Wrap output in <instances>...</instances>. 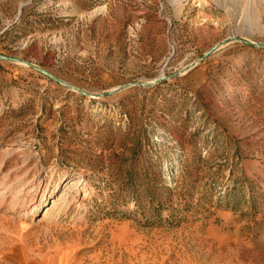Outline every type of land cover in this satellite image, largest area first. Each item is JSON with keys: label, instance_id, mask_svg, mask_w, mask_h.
Wrapping results in <instances>:
<instances>
[{"label": "rangeland", "instance_id": "1", "mask_svg": "<svg viewBox=\"0 0 264 264\" xmlns=\"http://www.w3.org/2000/svg\"><path fill=\"white\" fill-rule=\"evenodd\" d=\"M0 55V264H264V0H0Z\"/></svg>", "mask_w": 264, "mask_h": 264}, {"label": "crops", "instance_id": "2", "mask_svg": "<svg viewBox=\"0 0 264 264\" xmlns=\"http://www.w3.org/2000/svg\"><path fill=\"white\" fill-rule=\"evenodd\" d=\"M36 264H76L68 252L47 254Z\"/></svg>", "mask_w": 264, "mask_h": 264}, {"label": "water", "instance_id": "3", "mask_svg": "<svg viewBox=\"0 0 264 264\" xmlns=\"http://www.w3.org/2000/svg\"><path fill=\"white\" fill-rule=\"evenodd\" d=\"M252 44H253V45H259V44H257V43H252ZM0 59H3V60H9V61H15V60H16L15 58L7 57V56H2V55H0ZM36 68H37L41 73H43V74L46 75L47 77L53 79L54 81H57V82H59V83H62V84L66 85V86H68V87H70V88H74V87L71 86L70 84H68V83H66V82H64V81H62V80H60V79L57 78L56 76H54V75H53L52 73H50L49 71H47V70H45V69H43V68H41V67H39V66H36ZM138 85H140V86H148V84H143V83H140V84H138ZM125 86H127V85H125ZM78 91H80L82 94H87V93H85L84 91H82V90H80V89H78Z\"/></svg>", "mask_w": 264, "mask_h": 264}, {"label": "bare ground", "instance_id": "4", "mask_svg": "<svg viewBox=\"0 0 264 264\" xmlns=\"http://www.w3.org/2000/svg\"><path fill=\"white\" fill-rule=\"evenodd\" d=\"M48 206H49V205H48ZM34 213H35V212H30L29 214H26V213H25V215H30V214H34Z\"/></svg>", "mask_w": 264, "mask_h": 264}]
</instances>
